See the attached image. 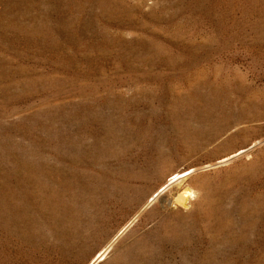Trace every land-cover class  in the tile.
Masks as SVG:
<instances>
[{"label":"rangeland","instance_id":"rangeland-1","mask_svg":"<svg viewBox=\"0 0 264 264\" xmlns=\"http://www.w3.org/2000/svg\"><path fill=\"white\" fill-rule=\"evenodd\" d=\"M0 264H264V0H0Z\"/></svg>","mask_w":264,"mask_h":264},{"label":"bare ground","instance_id":"bare-ground-1","mask_svg":"<svg viewBox=\"0 0 264 264\" xmlns=\"http://www.w3.org/2000/svg\"><path fill=\"white\" fill-rule=\"evenodd\" d=\"M185 193H186V192H185ZM188 196H189V195H184L183 198H184V199H188ZM101 254H102V253H101Z\"/></svg>","mask_w":264,"mask_h":264}]
</instances>
